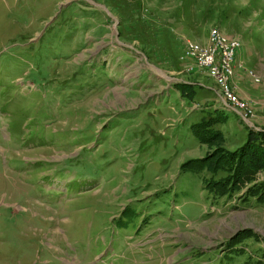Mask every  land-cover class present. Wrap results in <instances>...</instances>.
<instances>
[{"label":"rangeland","instance_id":"rangeland-1","mask_svg":"<svg viewBox=\"0 0 264 264\" xmlns=\"http://www.w3.org/2000/svg\"><path fill=\"white\" fill-rule=\"evenodd\" d=\"M213 29L241 44L229 89L184 57ZM220 114L201 144L192 126ZM250 131L264 0H0V264H264L243 196L264 173L221 197L184 168Z\"/></svg>","mask_w":264,"mask_h":264},{"label":"trees","instance_id":"trees-1","mask_svg":"<svg viewBox=\"0 0 264 264\" xmlns=\"http://www.w3.org/2000/svg\"><path fill=\"white\" fill-rule=\"evenodd\" d=\"M189 88L179 85L182 94H185ZM221 116L219 120L210 117L192 126V133L201 144L222 139L223 135L214 129L217 123L225 121V116ZM184 168L194 172L206 170L212 174L207 181L209 190L217 196H231L255 182L258 173H264V131H250L246 144L235 151L219 150L212 156L187 163ZM243 196L264 206V181L249 187ZM247 237L240 235L236 238L243 240Z\"/></svg>","mask_w":264,"mask_h":264},{"label":"bare ground","instance_id":"bare-ground-1","mask_svg":"<svg viewBox=\"0 0 264 264\" xmlns=\"http://www.w3.org/2000/svg\"><path fill=\"white\" fill-rule=\"evenodd\" d=\"M232 41L234 40L225 37L219 29H213L209 33V39L206 44L189 43L186 49L187 53H192L187 54L190 58L199 61L198 63L201 66L205 65L211 69L213 77L222 88H228V76L230 79L233 75V70L235 71L236 57L241 48V44L238 41V44H235V52H222L229 51V47H232ZM218 45L219 48H214L218 47ZM221 59H233V63L220 64ZM225 70H228V74H225Z\"/></svg>","mask_w":264,"mask_h":264},{"label":"built area","instance_id":"built-area-1","mask_svg":"<svg viewBox=\"0 0 264 264\" xmlns=\"http://www.w3.org/2000/svg\"><path fill=\"white\" fill-rule=\"evenodd\" d=\"M235 44H238V40L237 39L232 41V47H229V51H222V50L221 51L222 52H235ZM214 48H219V45H218V47H214ZM187 54H192V53H186L184 55V57H186ZM225 63H233V59H221L220 60V64H224L225 65ZM225 74H228V70H225ZM228 80H229V76H228Z\"/></svg>","mask_w":264,"mask_h":264}]
</instances>
